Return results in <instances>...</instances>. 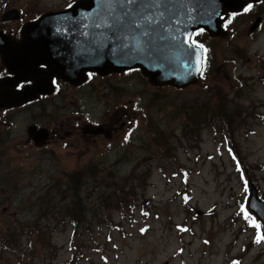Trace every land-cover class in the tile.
Segmentation results:
<instances>
[{
  "label": "rangeland",
  "instance_id": "obj_1",
  "mask_svg": "<svg viewBox=\"0 0 264 264\" xmlns=\"http://www.w3.org/2000/svg\"><path fill=\"white\" fill-rule=\"evenodd\" d=\"M75 1L0 0V28L13 35ZM255 4L235 29L207 39L214 53L207 78L186 88L156 86L141 71L115 72L93 75L82 88L62 85L35 104L0 106V264H264L263 244L253 245L258 228L243 211L248 178L264 200V0ZM12 9L22 19L3 23ZM255 12L261 28L249 35ZM111 118L117 125L111 137L83 130L92 120L110 125ZM31 124L56 132L37 146ZM81 169L97 172L86 178L83 197L100 215L75 242L74 224L56 228L54 260L24 262L28 233L47 211L39 198ZM113 185L134 191L132 209H101L100 196ZM13 231L25 233L24 244L6 253L2 241Z\"/></svg>",
  "mask_w": 264,
  "mask_h": 264
},
{
  "label": "water",
  "instance_id": "obj_2",
  "mask_svg": "<svg viewBox=\"0 0 264 264\" xmlns=\"http://www.w3.org/2000/svg\"><path fill=\"white\" fill-rule=\"evenodd\" d=\"M244 0H78L71 7L51 11L23 25L19 39L0 30V55L15 76L0 81V105L21 106L38 94L52 93L54 76L77 85L86 72L100 74L140 68L155 85L184 88L198 81L201 47L190 41L203 28L212 36L223 34L228 11H238ZM2 19H20L19 10ZM257 24V23H256ZM200 70H197V69ZM32 81V87L16 86ZM109 136L106 126L88 128ZM41 146L50 137L46 128L29 127ZM250 208L264 226V201L253 187Z\"/></svg>",
  "mask_w": 264,
  "mask_h": 264
},
{
  "label": "trees",
  "instance_id": "obj_3",
  "mask_svg": "<svg viewBox=\"0 0 264 264\" xmlns=\"http://www.w3.org/2000/svg\"><path fill=\"white\" fill-rule=\"evenodd\" d=\"M231 123H237L235 117H232ZM97 176V172L92 169L70 172L67 181L61 183V181L56 180L47 193L39 198V200H42V204L46 206L47 211L40 213L34 221L32 230L28 233L30 239L32 238V242L29 243L28 249L20 257L21 260L25 262L26 259H35L40 256H44L46 259L49 258L50 261L54 260L58 251L54 239L56 228L66 224H74L72 241L75 242V239L79 236V229L85 227L86 224L91 222V219H97L96 217L100 213L91 214L89 210L90 203L85 201L83 197L86 184L89 182L86 178ZM125 190L126 186L118 189V186L113 185V192L100 196L99 206L101 209L104 206L107 208L112 206V208L126 207L132 209L136 205V194H134V191L127 192ZM1 194H4L3 190ZM53 196L59 200L54 201ZM62 200H66V203L61 204ZM107 217V222L111 224L112 218L109 214H107ZM22 229L27 230V226ZM22 231H13L9 233V236L6 235L7 238L2 241L4 252L8 253V249H16L24 244L23 236L25 233ZM75 247L78 248V245H75Z\"/></svg>",
  "mask_w": 264,
  "mask_h": 264
},
{
  "label": "flooded vegetation",
  "instance_id": "obj_4",
  "mask_svg": "<svg viewBox=\"0 0 264 264\" xmlns=\"http://www.w3.org/2000/svg\"><path fill=\"white\" fill-rule=\"evenodd\" d=\"M246 1H247L248 5L252 2V0H246ZM260 1H262V0H256L255 3H259ZM255 3H254L253 6L256 5ZM244 9L245 8H243L240 12H234V13H229L228 14V19L224 23L225 32L226 31H230L231 29H235L234 22L242 14ZM254 14L256 15V18L254 19V21L252 23H250V25L248 26V29H247L249 35L255 34L261 28V22H262L263 17L259 14V12H255ZM257 20H260L259 24H256ZM3 23H6V22H3ZM9 23H12V22H9ZM21 28H22V26L18 27V29L16 31H14L13 36L19 37L20 36V32H21ZM237 36H239V35L237 34ZM207 39L212 40V39H216V37L210 36L205 30H201L200 37L198 39V43L201 46H203V49L206 51V55L204 54V58H203V68H202V73H201V77L204 78V79L207 78V72H208L209 68H211V61L213 60V56H214V53H212L213 46H212V44H210L209 40H207ZM4 72H5V70L2 69V73H4ZM94 74L96 76L98 75L96 73H94ZM5 75L6 74L1 75L0 78L5 76ZM90 75H92V74H89V76ZM57 83H59L61 86L62 85H66V86L70 85V86H73V87H76V88H82V87L85 86V84L88 83V81L83 83V84H81V85H72V84H70L68 82H64V81L58 79V80H55V84H57ZM105 87H107V86H105ZM48 96L52 97L53 95H42V96H39L37 99L25 104L24 106L40 102L44 97H48ZM112 118L116 119V116H112ZM112 118L110 119V122H109L110 123L109 131L111 132V136H112V133L117 131V129H116V127H117L116 121L112 120ZM105 124H108V123L105 121L104 124H102V125H105ZM102 125H100V126H102ZM59 127L60 126H58V128ZM47 128L50 130V132L52 131V133L54 135L56 130L54 132L53 129H50L49 127H47ZM101 135H103V134H99L98 136H101Z\"/></svg>",
  "mask_w": 264,
  "mask_h": 264
},
{
  "label": "snow or ice",
  "instance_id": "obj_5",
  "mask_svg": "<svg viewBox=\"0 0 264 264\" xmlns=\"http://www.w3.org/2000/svg\"><path fill=\"white\" fill-rule=\"evenodd\" d=\"M124 2H126V3L129 4V5H131V4L136 3L137 0H124ZM155 2H156L157 4H159V3H160V0H155ZM197 70H200V69L198 68ZM244 211H245V216H246V218H248L247 210L245 209ZM253 224H254V226L257 227V228H260V227H261V225H260L259 223H256L254 219H253ZM257 239H258V241H259L260 239H264V234H261L260 236H258Z\"/></svg>",
  "mask_w": 264,
  "mask_h": 264
}]
</instances>
